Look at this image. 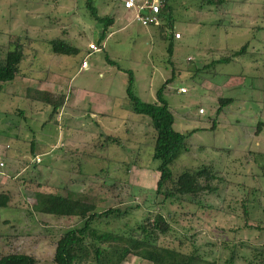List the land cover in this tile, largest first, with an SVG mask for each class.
<instances>
[{"label":"rangeland","instance_id":"374dc122","mask_svg":"<svg viewBox=\"0 0 264 264\" xmlns=\"http://www.w3.org/2000/svg\"><path fill=\"white\" fill-rule=\"evenodd\" d=\"M96 1L101 15L116 18L101 45L103 25L92 18L86 0H0V58L17 41L26 52L19 75L4 83L0 96V194L10 197L0 208V258L26 253L39 264H55L58 238L81 227L79 217L35 210L37 194L57 193L94 204L98 213L128 210L122 218L96 222L102 230L128 233L150 227L161 212L168 231L159 236V246L187 255L198 251L205 264H229L233 254V264H264V0H229L222 8L202 0H170L173 22L163 20L161 26L132 20L124 0ZM177 32L181 39H174ZM55 38L79 52L55 54ZM248 41V52L231 58ZM91 43L100 49L90 51ZM227 48H232L231 61L218 63ZM84 60L88 69H81ZM130 73L136 94L146 102H155L158 90L172 79L165 98L176 117L175 130L196 129L172 165L176 179L187 168L203 166L227 178L217 192L201 194L202 207L170 201L156 205L162 198L155 193L156 131L150 116L133 111L127 94ZM63 78L68 79L65 86ZM232 78L238 83L232 80L236 86L225 89ZM43 83L55 99L63 98V105L72 91L62 112L63 135L61 120L55 115L50 121L53 107L29 98L28 90ZM181 87L188 92L181 93ZM25 93L41 104L30 110ZM221 94L234 103L218 114ZM98 99L110 105L106 114L116 104L118 113L135 114L140 122L122 129L120 119L112 117L111 131L99 133L96 118H71ZM19 107L33 119L21 118ZM80 125L93 129L77 130ZM69 136L76 146L62 145ZM36 155L41 162L35 164ZM123 264L152 263L131 255Z\"/></svg>","mask_w":264,"mask_h":264},{"label":"trees","instance_id":"16d2710c","mask_svg":"<svg viewBox=\"0 0 264 264\" xmlns=\"http://www.w3.org/2000/svg\"><path fill=\"white\" fill-rule=\"evenodd\" d=\"M202 1L204 4L215 6L216 8H222L229 2V0ZM96 2V0H86V7L90 11L92 18L103 25L99 39V44L101 45L109 29L115 24L116 18L110 15H101ZM161 16L164 21L173 22L170 0H166ZM171 26H173V23ZM236 26L238 25L236 24ZM175 34L174 39H176ZM250 41L245 43L240 50L232 52L231 58L248 52ZM51 45L53 52L57 55H72L79 52L78 47L60 38L53 39ZM168 51L172 56L174 52L172 41L169 43ZM231 51L232 48H227V56L220 58L218 63L230 62L231 58L228 55ZM25 59V48L20 41L10 44V49L7 51L6 56L0 58V96L3 93L4 83L13 82L17 78ZM196 71H199V68ZM130 75L127 94L133 104V111L150 116L152 126L156 131L153 158L160 163L157 167L159 179L155 193L157 197L162 196V198H157L156 205L161 206L170 201L173 205L190 202L202 207L201 194L217 192L219 190L218 187H220L219 184L227 182V178L211 166H203L199 170L187 168L176 179L172 171V165L181 151L186 148L187 139L196 132V129L189 133H181L175 130L176 117L165 98V89L172 79L168 80L158 90L155 102H146L141 100L136 94L134 77L132 73ZM28 91L31 93H28V95L32 101H43L53 107L50 121L54 119L55 115L59 114V109L63 107V104H61L63 98L61 96L59 99L56 98V100V96L47 91H41L36 88ZM233 100V98H220L221 105L218 114L225 107L230 106ZM262 169L264 175V165ZM216 182H218L217 185H214ZM37 196L38 203L35 205L37 212L56 217L80 218L81 227L69 229L58 238L54 256L55 264H123L131 255L149 261L152 264H205L202 258L198 256V251L187 255L177 250L159 246V236L168 231V220L161 212L155 216L153 226L140 225V227L133 228L128 233H116L102 230L95 223L111 218H122L128 213V210L122 212L120 209L110 208L98 213L95 212L96 207L94 204L81 199H73L57 193H40ZM9 201L10 197L8 195L0 194V208L7 207ZM243 208L245 215L248 217L246 203L243 204ZM234 260L233 254L228 260L229 264H233ZM0 264H39V261L26 253H11L1 257Z\"/></svg>","mask_w":264,"mask_h":264},{"label":"crops","instance_id":"0c3cea01","mask_svg":"<svg viewBox=\"0 0 264 264\" xmlns=\"http://www.w3.org/2000/svg\"><path fill=\"white\" fill-rule=\"evenodd\" d=\"M126 15H127V13H125L124 14V18L126 17ZM239 16V15H238ZM89 68V65L87 66V67H85V68H83L82 66H81V69H88ZM64 80H65V83H64V86H65V84H66V82L68 81V79L67 78H63ZM232 80H235V82H237L238 83V79L237 78H232V79H230L229 81H232ZM235 82H231V83H227V84H225L224 85V88L225 89H229V88H234L236 85H235ZM49 84H47V83H43V85L42 86H37V88L36 87H34V88H36V89H38V90H41V91H47V92H50V93H53L54 91L52 90V89H50L49 88V86H48ZM33 87V86H32ZM227 87V88H226ZM221 92H222V89L220 90ZM69 92H70V95H69V97L66 99L67 101H69V102H65L64 103V105H63V107L62 108H60L59 109V114H57L56 116H57V120L58 121H60L61 120V122H62V126L59 128V130H61V133H62V135H63V131H65L64 130V127H65V125H66V123H64V120H63V118H64V115L65 114H62V112L64 111V109H65V105L67 104V106H68V103L70 104V102H71V90H69ZM25 95H26V93L23 95V97H22V99H24V101H26L28 104H29V106H30V110H33V108L34 107H37V104H41V103H39V102H34V104L29 100V99H27L26 97H25ZM224 95H220V97H223ZM65 100V101H66ZM107 102V101H106ZM106 102H103V101H100L99 99L98 100H96L95 102H92V101H90V105H89V108L88 109H86V108H84V109H82L81 110V113H79V114H72L73 115V117H71L72 119H81V117H79V116H82L83 118H86V117H88V119L90 118H96L95 119V123H96V125L97 126H95V127H97V131H99V133H100V129H105L106 131H107V129L108 130H110L111 131V128H112V125H111V122H110V119L112 118V117H116V118H118V119H120V123H119V125L118 126H120V128H122V129H124V128H126L127 129V127H128V129H130L131 127H136L137 126V123H139L140 121V119L139 120H137V116H135V114H122V112H121V109L123 108V105H121V102H120V100H119V102H118V104H117V108H120V112L121 113H118L117 111H116V108L114 107V105L116 106V104H114L113 106H112V109H111V113L112 114H106L107 113V111H109V106H107L108 105V102L106 103ZM110 103V102H109ZM234 103V102H233ZM233 103L230 105V106H232L233 105ZM94 104V105H93ZM49 107H51V106H48L46 109H48ZM25 109L26 108H21V107H19L17 110H20V112L21 113H23V114H20V117L21 118H25V119H33V117H32V114H26V112H25ZM80 111V110H79ZM71 112H76V111H73V110H71ZM78 112V111H77ZM61 116V117H60ZM90 121V123L91 122H93V121H91V120H89ZM131 121V122H130ZM94 124V123H93ZM31 127V126H30ZM93 129V127H91L90 125H89V128H85L84 126H82V125H80L79 126V128L77 129V130H80V131H85L86 130V132H89L90 130H92ZM105 130H103V131H105ZM135 138H136V135H135ZM67 140L68 141H70V142H62V145L65 147V145L68 143L70 146L72 145V146H76V142H72L73 140H72V138L69 136L68 138H67ZM134 141H135V139H134ZM61 145V146H62ZM68 145V146H69ZM69 146V147H70ZM8 147V146H7ZM9 148V147H8ZM36 156H38V155H36ZM16 161V160H15ZM17 162V161H16ZM36 164V163H35ZM36 166V165H35ZM1 181V180H0Z\"/></svg>","mask_w":264,"mask_h":264},{"label":"built area","instance_id":"2783aa9c","mask_svg":"<svg viewBox=\"0 0 264 264\" xmlns=\"http://www.w3.org/2000/svg\"><path fill=\"white\" fill-rule=\"evenodd\" d=\"M166 4V0H124V7L130 13L132 20H137L144 26H161L163 23V18L161 16L163 7ZM176 39H181L182 34L177 32L175 34ZM90 51H98L100 48L98 43H91L89 45ZM88 66L87 61L82 62V67ZM181 93L188 92L186 87L180 88ZM201 113H204V109H200ZM36 163L41 162V158L36 156L34 158ZM1 166H4L1 163Z\"/></svg>","mask_w":264,"mask_h":264},{"label":"clouds","instance_id":"9594fccd","mask_svg":"<svg viewBox=\"0 0 264 264\" xmlns=\"http://www.w3.org/2000/svg\"><path fill=\"white\" fill-rule=\"evenodd\" d=\"M186 88H187V87H186ZM187 89H188V88H187ZM201 109H203V108H201ZM204 112H205V111H204ZM200 113H201V112H200ZM35 157H36V156H35ZM35 157H34V158H35ZM35 163H36V162H35Z\"/></svg>","mask_w":264,"mask_h":264}]
</instances>
